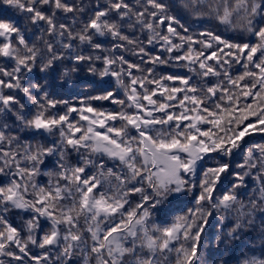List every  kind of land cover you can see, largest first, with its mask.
I'll list each match as a JSON object with an SVG mask.
<instances>
[{
	"label": "snow or ice",
	"instance_id": "1",
	"mask_svg": "<svg viewBox=\"0 0 264 264\" xmlns=\"http://www.w3.org/2000/svg\"><path fill=\"white\" fill-rule=\"evenodd\" d=\"M0 3L27 13V22L41 32L43 44V48L30 46L15 19L0 18V57L14 61L10 69L0 66V115L13 113L16 108L13 115L23 128L60 135L59 143L33 145L11 135L9 125L0 123V175L12 177L0 185V264H73L77 255L82 264H169V254L173 252L174 264H200L201 236L213 211L228 212L239 204L240 216H254L257 211L264 216V145H254L248 149L244 164L238 165L248 171L232 173L229 163L217 161L215 167L202 171L193 208L170 226H147L149 208L197 186V166L206 156L216 153L229 157L240 149L245 136L264 133V0H186L184 5L198 18L209 15L226 26L243 29L256 38L254 43L232 42L211 31L189 34L181 20L171 14L165 0H144L143 5L139 0H113L95 11L75 34L68 24L57 23L55 18L56 10L72 14L83 11L66 0ZM42 6H50V10L46 12ZM110 14H115L116 19H108ZM137 31L150 34L146 44L136 36ZM45 34L52 40L44 39ZM94 35H110L120 41L113 45L114 49L131 45L140 56V63H130L123 56L77 53L71 57L77 62L103 60L102 70L94 66L88 70L101 77H114L125 99H119L115 91L105 90L88 100H108L120 106L118 111L98 109L87 101L77 107L66 100L52 99L45 91L46 84L27 82L28 86H24V74L36 67L38 59L40 70L47 71L64 58L61 49L72 50L74 41L103 50L100 43H93ZM197 35L204 39H197ZM157 43L169 54L167 58L147 51V46ZM181 61L201 83H193V76L170 74L157 78L154 67L142 66ZM233 64L244 69L235 77L231 75ZM134 71L141 75H134ZM209 77L217 78V82L206 83ZM169 82L180 86H169ZM5 89L23 92L39 110L27 118L21 114L24 104L16 95L5 94ZM59 105H64L65 110L53 111ZM81 149L89 153L83 158V166L58 163L54 187L51 182L47 188L35 182L45 157L59 153L63 158L69 150ZM256 151L259 155H254ZM93 154L107 156L119 165L118 169L103 171L105 165L93 160ZM88 166L99 171L87 176ZM252 169H256V179L261 182V195L245 205L234 190ZM222 175H235L239 183L213 202ZM110 180L115 185L100 191ZM134 193L140 194L141 202L125 210L128 197ZM65 199L71 203L63 204ZM205 203L212 211L204 208ZM10 210L28 212L31 218L17 228L5 218ZM117 216L119 222H114ZM41 218L51 221V228L38 239ZM105 222L108 224L102 227ZM251 223L238 218L227 235L233 237ZM29 245L43 251L33 255ZM126 257L131 259L126 261ZM243 264H264V258L251 257Z\"/></svg>",
	"mask_w": 264,
	"mask_h": 264
},
{
	"label": "trees",
	"instance_id": "2",
	"mask_svg": "<svg viewBox=\"0 0 264 264\" xmlns=\"http://www.w3.org/2000/svg\"><path fill=\"white\" fill-rule=\"evenodd\" d=\"M70 4H75L83 8L82 12L64 13L61 10H56L55 18L57 23L68 24L72 29L74 34L80 32L83 25L86 24L89 18L92 17L95 11L100 10L103 7H107L108 4L113 2V0H66ZM129 3H136V0H128ZM140 5H143L144 0H139ZM171 8V14L176 15L177 18L181 20V23L189 29V34H199L205 31H211L217 35L222 36V38L227 39L232 42L244 43L250 42L254 43L256 38L250 33L244 31L243 29L237 27L232 28L226 26L219 22L216 18L205 15L202 17H196L190 11L184 7L186 0H165ZM206 2V0H205ZM43 9L48 12L50 6H42ZM28 14L22 10L16 9L0 3V18L15 19L19 25L22 26V31L25 33V39L28 41L29 45L36 44L38 47L43 48V44L40 42L41 32L37 27L27 22ZM108 19H116L115 14H110ZM41 28L44 25L41 23ZM150 35L147 32L140 33L136 32V36L139 39L144 40L146 44V37ZM197 39H204L197 35ZM44 39L52 40V37L44 35ZM178 42V41H177ZM64 43H68L67 40H64ZM93 43H100L103 50H96L87 42H80L79 40L73 42L72 50H63L64 58L57 61L52 68L47 71L40 70V59L36 62V67H33L31 72L24 74V86H28L27 82L32 84H46L47 87L45 91L49 93L50 98L55 100H66L70 105L81 106V101H87L92 104L93 107L102 110L108 111H118L120 109L119 105L113 104L108 100H91L89 97L97 96L102 94L105 90L115 91L118 94L119 99H125L124 90L121 88L114 77L104 76L101 77L98 74L90 72L88 69L90 66H94L98 70L104 68L103 60H95L91 63L77 62L71 57L75 54H80L84 56H123L125 60H128L130 63H140V56L136 54V49L131 45H126V49H114V44H119L120 41L110 35H94ZM56 48H60L59 44L55 45ZM196 47H199L197 45ZM215 48V45H214ZM147 51L151 52L152 55H159L162 58H167L168 53L165 52L159 45L147 46ZM46 55V53H45ZM219 55V53H218ZM147 59V57H145ZM185 62H172L167 65H142L143 67H154L153 75L157 78L161 75H181V76H193V83H201L200 79L195 77V74L190 72L187 67L184 66ZM0 66L11 68L14 66V61L9 60L8 58L0 57ZM116 66H114L115 68ZM73 69H75L73 71ZM244 71L240 64H233L231 69V75L233 77L241 74ZM134 75H141L139 72L133 73ZM222 79V78H221ZM125 84L128 83V80L125 78ZM217 82V78L209 77L207 78L206 83L214 84ZM169 86L180 85L178 83L169 82ZM151 88L152 86L149 85ZM5 94H14L20 100L21 104H24V109L21 114L25 115L27 118H31L38 110V105L33 103L31 99L25 96L23 92L18 90H8L5 89ZM33 96L36 95L35 91H31ZM41 103L43 100L41 99ZM18 107V106H17ZM65 110L64 105H59L57 109L53 111L63 112ZM16 111V108L13 109V113ZM13 113H5L0 115V123H7L10 127V134L17 135L20 137L21 141H27L33 145L39 143L45 146H50L54 141L56 143L60 142L59 132L42 133L37 132L33 129L23 128L18 121H16ZM76 116V113L72 114ZM207 127V126H205ZM241 147L238 150H234L232 155L229 157H224L222 155H217L212 153L209 156H206L205 159L199 162L196 172V187L192 188L189 191L181 192L179 194H173L169 196L162 204L158 205L156 208H149L151 213L150 217L147 220V226L152 228L154 226L165 227L170 226L177 217L185 215L188 209L193 208L195 205V198L199 195V181L202 179V171L209 167H215L216 162H227L231 165L232 173L243 174L245 171H248L247 168H240L238 165H242L245 162V157L249 148H253L254 145H264V133L259 131L251 133L243 138L240 141ZM254 155H259V152H254ZM89 153L81 149L80 152H75L69 150L63 158L59 153L48 156L44 158L43 165L40 166L41 175L35 178V182L45 188L49 187L50 182L51 186H55L56 177L55 173L58 171L56 165L58 163H64L67 165L75 166L80 164L83 166V158L88 157ZM93 160L97 163L103 162L105 165L103 171L107 172V169L111 168L116 171L119 165L116 162H113L107 156H101L100 154H93L91 156ZM99 169L95 166H88L86 168V175L91 176L97 173ZM52 173L53 175H49ZM12 177L0 175V185L7 184L9 179ZM187 178V177H185ZM110 179V178H109ZM63 185V181H60ZM235 175L221 176L220 181L217 183L215 191L213 193V202L218 196H222L225 193L229 192L232 189L233 184H237ZM260 181L256 179V169L251 170V174L244 177L243 184L234 190L235 195L238 197V200L243 204L247 205L250 200H256L260 197L261 193L259 191ZM115 185L114 180H110V183H105L104 187L100 188V191H106L109 187ZM131 186V185H129ZM137 187L141 185L137 184ZM147 188V185H144ZM148 194L151 195V189H148ZM31 193V189H29ZM29 195V199H31ZM129 204L125 205V210L134 208L137 204L141 202L140 194L134 193L128 197ZM63 204L68 205L71 203L69 199H65ZM145 207H148L145 204ZM240 205H235L230 211H213L212 215L208 217V225L205 227L204 232L201 236V248H200V264H243V262L251 257L264 258V216L261 215L259 211L255 213L254 216H240L238 213ZM204 208L208 211H212L210 205L205 203ZM245 212L248 211L247 208L244 209ZM5 218L13 226L20 228L23 223L31 218V214L28 212L20 210H10L5 214ZM248 219L251 220V224H245L244 227L235 233L233 237L227 235L228 231L234 227L237 219ZM114 222H119V216L115 218ZM41 230L36 233L37 238L43 235L44 232L49 231L51 228V221L41 218L40 221ZM108 222L102 225L106 226ZM81 225H83V218H81ZM64 231V226H61V232ZM26 235V233H24ZM219 237V239H218ZM89 244L91 239L89 237ZM178 247L179 244L177 243ZM31 253L33 255L40 253L41 249L36 246L29 245ZM62 247V245H61ZM17 251L18 250L13 249ZM53 256L56 253V249L52 250ZM169 264H174L175 252L169 254ZM2 258V257H0ZM10 260L11 258H6ZM126 261L130 260V257L125 258ZM12 264H17V262L12 261ZM27 264V261H25ZM73 264H82V261L79 260V257L73 258Z\"/></svg>",
	"mask_w": 264,
	"mask_h": 264
},
{
	"label": "rangeland",
	"instance_id": "3",
	"mask_svg": "<svg viewBox=\"0 0 264 264\" xmlns=\"http://www.w3.org/2000/svg\"><path fill=\"white\" fill-rule=\"evenodd\" d=\"M199 164V163H198ZM181 216H183V215H181Z\"/></svg>",
	"mask_w": 264,
	"mask_h": 264
}]
</instances>
